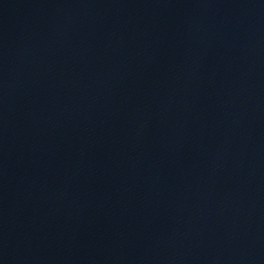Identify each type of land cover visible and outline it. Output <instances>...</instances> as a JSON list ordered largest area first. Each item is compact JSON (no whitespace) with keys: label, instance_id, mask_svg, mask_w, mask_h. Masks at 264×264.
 <instances>
[{"label":"water","instance_id":"water-1","mask_svg":"<svg viewBox=\"0 0 264 264\" xmlns=\"http://www.w3.org/2000/svg\"><path fill=\"white\" fill-rule=\"evenodd\" d=\"M0 264H264V0H0Z\"/></svg>","mask_w":264,"mask_h":264}]
</instances>
